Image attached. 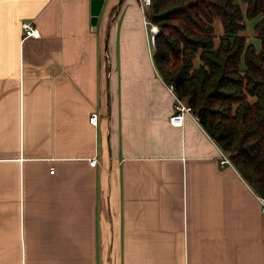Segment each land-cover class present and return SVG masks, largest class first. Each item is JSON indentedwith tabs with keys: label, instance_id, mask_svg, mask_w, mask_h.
<instances>
[{
	"label": "crops",
	"instance_id": "obj_1",
	"mask_svg": "<svg viewBox=\"0 0 264 264\" xmlns=\"http://www.w3.org/2000/svg\"><path fill=\"white\" fill-rule=\"evenodd\" d=\"M151 25L138 0H0V264H264L260 194L171 124Z\"/></svg>",
	"mask_w": 264,
	"mask_h": 264
},
{
	"label": "trees",
	"instance_id": "obj_2",
	"mask_svg": "<svg viewBox=\"0 0 264 264\" xmlns=\"http://www.w3.org/2000/svg\"><path fill=\"white\" fill-rule=\"evenodd\" d=\"M259 15L257 48L243 31ZM147 17L160 75L264 197V0H152Z\"/></svg>",
	"mask_w": 264,
	"mask_h": 264
},
{
	"label": "built area",
	"instance_id": "obj_3",
	"mask_svg": "<svg viewBox=\"0 0 264 264\" xmlns=\"http://www.w3.org/2000/svg\"><path fill=\"white\" fill-rule=\"evenodd\" d=\"M143 12L146 14V23H150L148 17H147V7L149 8L151 6L152 0H138ZM22 27L25 33V36H30V35H34L37 36L38 35V31L37 29L34 27V24L28 21H24L22 22ZM158 32V26L157 25H152L150 28V41L151 44L153 45L154 43V37L155 34ZM167 87L169 88V90L173 93L174 98H175V104H174V112L171 114L170 116V122L171 124H173L174 126H182L184 124V118L187 114L191 115L196 121H200V117L198 114H196L193 111V108L190 104L187 103V101L180 97L176 90H175V86L173 83H168L167 82ZM98 120H99V116L96 112H93L90 115V122L92 124H98ZM221 163L222 164H232L230 155L225 152L224 150L221 151ZM98 162L97 157H92L90 158V163L92 165H95ZM51 172H54V168L51 169ZM261 204H262V208L264 210V197L259 195L258 196Z\"/></svg>",
	"mask_w": 264,
	"mask_h": 264
},
{
	"label": "rangeland",
	"instance_id": "obj_4",
	"mask_svg": "<svg viewBox=\"0 0 264 264\" xmlns=\"http://www.w3.org/2000/svg\"><path fill=\"white\" fill-rule=\"evenodd\" d=\"M241 4H242L243 8L245 9V3L244 2H241ZM146 11L147 12L149 11V8L148 7H147ZM260 17H261V15H259L258 17L254 18V19H246V25H247V27L243 31V33H245L248 36L249 40L251 42H254L256 44L257 48L260 47V40L256 37V31L254 29V23L257 22ZM214 23L217 24V26H218L217 27V34L221 33L222 32V29L220 27V20H219L218 17L215 18V22ZM158 32H159V27H158ZM149 37H150V30H149ZM150 43H151V41H150ZM154 45H155V42L153 43L152 46H154ZM110 246H111V244H110ZM116 254H117L116 250L112 249V253L110 254L111 255L110 256L111 264H116V258H115L116 257ZM109 262H110V260H109Z\"/></svg>",
	"mask_w": 264,
	"mask_h": 264
},
{
	"label": "water",
	"instance_id": "obj_5",
	"mask_svg": "<svg viewBox=\"0 0 264 264\" xmlns=\"http://www.w3.org/2000/svg\"><path fill=\"white\" fill-rule=\"evenodd\" d=\"M97 17H98V12L97 11L96 12H93V20H96Z\"/></svg>",
	"mask_w": 264,
	"mask_h": 264
}]
</instances>
